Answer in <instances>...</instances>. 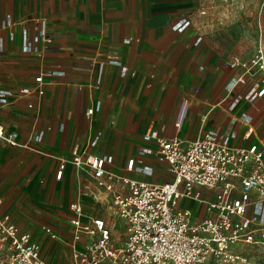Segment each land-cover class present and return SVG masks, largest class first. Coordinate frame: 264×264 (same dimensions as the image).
Returning a JSON list of instances; mask_svg holds the SVG:
<instances>
[{
    "label": "crops",
    "instance_id": "crops-1",
    "mask_svg": "<svg viewBox=\"0 0 264 264\" xmlns=\"http://www.w3.org/2000/svg\"><path fill=\"white\" fill-rule=\"evenodd\" d=\"M221 5L223 0H0V87L34 86V78L45 74L42 93L0 104V122L17 139L0 141V199L47 260L72 264L71 202L80 201L86 215L103 217L114 233L123 226L104 188L70 161L74 149L111 155L107 169L116 174L163 183L174 175L154 156L142 157L151 174L122 169L141 147H155V141L143 140L151 130L190 141L204 120L215 136L229 135L235 146L264 145V96L245 97L262 79L250 73L244 83L238 81L242 70L230 60L248 57L236 41L225 45L215 39L231 35L215 24ZM8 18L16 23L13 37V28L4 25ZM39 18L46 20L49 48L24 52L23 29L31 37ZM182 18L191 24L178 31L173 25ZM195 34L202 40L190 45ZM253 49L264 52V44ZM109 58L120 60L127 73ZM98 103L89 118L87 109ZM249 127L253 131L245 138ZM97 132V144L89 147ZM200 190L213 198L212 190ZM181 205L207 216L194 200ZM45 226L60 238H52Z\"/></svg>",
    "mask_w": 264,
    "mask_h": 264
},
{
    "label": "built area",
    "instance_id": "built-area-1",
    "mask_svg": "<svg viewBox=\"0 0 264 264\" xmlns=\"http://www.w3.org/2000/svg\"><path fill=\"white\" fill-rule=\"evenodd\" d=\"M190 24L189 18H182L173 28L183 31ZM4 25L13 28V37L16 23L8 18ZM46 25V20L39 18L31 37L23 29L24 52L41 54L48 50L51 38ZM201 40L202 36L195 34L190 45H197ZM108 62L120 66L123 75L127 73L128 68L120 60L109 58ZM230 65L242 70L238 81L244 83L255 65L264 68V52L259 49L251 60L236 54ZM44 75L41 72L34 78V86L15 90L0 87V104L9 105L33 91L42 93ZM256 96H264V77L260 86H253L245 95L246 98ZM99 109L98 103L89 107L86 114L90 118ZM252 131L249 127L245 138ZM43 135L44 131L36 139H42ZM100 135L97 132L88 146H95ZM1 140L17 143L16 134H7L0 122ZM143 140L155 141L156 145L141 147L138 156L129 158L122 169L151 174L152 167L142 160L143 156L151 155L167 163L173 180L152 183L116 174L107 169V164L112 162L111 155L73 150L70 161L78 170L88 172L97 186L108 193V200L124 229L118 237L103 217L86 215L80 201L71 202L73 238L67 243L71 246L72 264H203L211 257L234 264H254L245 255L233 251V246L264 245V145L235 146L229 135L215 136L204 120L199 134L190 141L179 136L164 138L155 130L145 133ZM65 164V160L59 164L58 178ZM200 188L212 190L213 198H205ZM184 199L198 202L207 216L200 218L191 208L182 206ZM44 230L52 238H60L50 227L45 226ZM0 238L9 244L7 264H61L42 255L40 244L11 220L1 199Z\"/></svg>",
    "mask_w": 264,
    "mask_h": 264
},
{
    "label": "rangeland",
    "instance_id": "rangeland-1",
    "mask_svg": "<svg viewBox=\"0 0 264 264\" xmlns=\"http://www.w3.org/2000/svg\"><path fill=\"white\" fill-rule=\"evenodd\" d=\"M224 5L220 6L221 10L215 12V24L222 30H230L231 35L220 34L215 38L222 44L231 45L236 41L237 45L245 50L244 55L251 60L258 54L255 53V45L264 44V0H223ZM263 18V20H261ZM219 19V20H217ZM242 35L240 34V31ZM246 30V31H244ZM238 32V36H237ZM262 33V35H261ZM254 77H264V68L255 65L253 69ZM118 226V225H117ZM124 226H119L116 230L117 236L120 237ZM233 251L245 255L254 264H264V245L254 246L240 243L233 246ZM9 257V244L0 238V264H7ZM203 264H234L220 258L211 257Z\"/></svg>",
    "mask_w": 264,
    "mask_h": 264
}]
</instances>
